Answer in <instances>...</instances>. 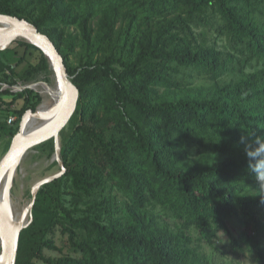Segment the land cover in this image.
<instances>
[{"label":"trees","instance_id":"16d2710c","mask_svg":"<svg viewBox=\"0 0 264 264\" xmlns=\"http://www.w3.org/2000/svg\"><path fill=\"white\" fill-rule=\"evenodd\" d=\"M0 13L46 33L79 89L61 131L66 172L34 205L52 197V222L21 234L26 264H264V191L247 154L264 137V0H0ZM15 43L23 54L0 75L23 77L33 51L48 68ZM197 76L210 83L186 81ZM19 127L0 124V140ZM195 146L218 159L195 161ZM56 222L66 250L48 236Z\"/></svg>","mask_w":264,"mask_h":264},{"label":"rangeland","instance_id":"374dc122","mask_svg":"<svg viewBox=\"0 0 264 264\" xmlns=\"http://www.w3.org/2000/svg\"><path fill=\"white\" fill-rule=\"evenodd\" d=\"M72 30L73 29H70V31ZM198 32H200V30H198ZM206 35L210 41H215L217 38V36L214 35ZM217 41L222 45L223 39L220 40L219 38ZM4 51V53L0 54V60L2 62H10L11 64H15L18 61L19 56L23 54L24 48L18 47L14 42L8 49ZM79 58V55H73L71 63L74 66H78L80 61ZM28 60L29 61L27 62L25 69L23 70V77L14 79L11 75H8L9 73H7V75H0V124L7 123L9 127L17 128V126H20L23 115L29 109H32V106L37 101L38 96L41 98V102L38 105L43 102L44 98L42 93L34 88L33 84H38L40 86L45 85L49 88L55 86L56 80L54 72L50 67L49 62L48 68H45V65L43 67L41 54L39 52L33 51L32 53H30ZM244 68L247 71L251 70L252 65L245 64ZM230 75L235 77L238 75V73L234 71ZM226 78H229V75H227ZM186 81L188 83L195 82L196 84L210 83V80L201 79L199 76H197L196 79L187 77ZM6 90H8L9 92L4 93ZM28 91H32L33 94L31 101L27 100ZM21 93H24L25 96L22 98H17L11 105L7 104L9 101L14 100V96L16 94ZM70 126L71 120L66 125L65 132L69 130ZM50 140H47L44 143L29 150L18 167V171L14 177L13 185L11 188V195L14 202L19 204L20 207L30 205L32 201V189L37 182L45 177L52 176L61 170L59 165H52L54 162L53 156L55 150L53 151L49 148L48 142ZM11 141L12 140L6 136L2 137V139L0 140V160L8 152ZM191 155L192 158L198 162L218 159L217 156H213L205 149L197 146L191 149ZM50 193L52 194V196L55 195L54 190H50ZM63 201L65 205H68L71 208L78 204L80 206H84V201L82 199L74 197L72 195L64 196ZM53 207L54 203L52 197L43 199L38 208L35 209L34 207L32 210L33 220L35 219L39 226L49 225L52 222L53 218L51 215ZM27 216L29 220L31 217L30 212H28ZM30 225L27 228H29ZM51 226H53L54 230L49 233V238H52L59 248H64L66 250L65 246L67 245V237L62 233L60 223L56 222ZM27 237V234L21 235L20 237L18 250L19 254L17 256L16 264H26L25 260L32 252V242L31 240H28ZM61 255L62 252L60 250H52L49 248H46L43 252L44 258L47 259L59 258L61 257ZM33 261L36 264L46 263L42 259V257H34ZM240 261L242 262V264H251L245 257H240Z\"/></svg>","mask_w":264,"mask_h":264},{"label":"water","instance_id":"95a60500","mask_svg":"<svg viewBox=\"0 0 264 264\" xmlns=\"http://www.w3.org/2000/svg\"><path fill=\"white\" fill-rule=\"evenodd\" d=\"M16 41L32 44L43 52L54 72L57 96L51 111L46 115L40 111L42 103L35 110L29 109L23 115L19 131L12 138L8 152L0 160V182L6 175L9 176L7 192L8 198H10L15 174L24 156L35 146L52 138L55 141L53 160L58 162L61 170L52 176L43 178L33 187L32 201L28 206V212H30L31 217L27 222L16 223L12 216L10 218L7 215L2 216L0 214V238L2 245L0 264H16L20 237L22 231L33 221L32 210L40 188L44 184L58 179L66 172V167L61 157V131L76 113L79 98V89L72 81L64 57L52 39L29 20L0 13V50L8 49ZM32 117L44 118L47 122L39 127L28 126V121Z\"/></svg>","mask_w":264,"mask_h":264},{"label":"bare ground","instance_id":"6f19581e","mask_svg":"<svg viewBox=\"0 0 264 264\" xmlns=\"http://www.w3.org/2000/svg\"><path fill=\"white\" fill-rule=\"evenodd\" d=\"M33 86L43 95L44 100L42 102V105L40 106V111L46 115L48 112L51 111L56 101L57 89L55 86L52 88H49L48 86L45 85L40 86L38 84H33ZM46 122L47 121L44 118L32 117L28 121V126L39 127L45 124ZM8 178L9 176L6 175L0 182V214L2 216L7 215L10 218L12 216L14 222L16 223H25L28 220L27 214L29 211L28 209L29 207L27 205L20 207L19 204L14 202L12 195L10 196V198H8V192H7ZM1 251H2V245L0 244V256L2 254Z\"/></svg>","mask_w":264,"mask_h":264},{"label":"clouds","instance_id":"9594fccd","mask_svg":"<svg viewBox=\"0 0 264 264\" xmlns=\"http://www.w3.org/2000/svg\"><path fill=\"white\" fill-rule=\"evenodd\" d=\"M257 147L248 151L250 160L255 161L251 164L252 171L257 175V179L261 182V190L264 191V137L256 139Z\"/></svg>","mask_w":264,"mask_h":264}]
</instances>
